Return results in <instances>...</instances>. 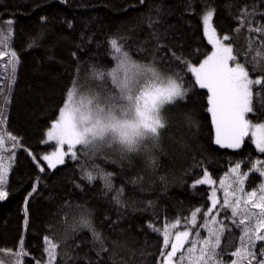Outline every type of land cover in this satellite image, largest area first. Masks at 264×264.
Segmentation results:
<instances>
[{
  "label": "trees",
  "instance_id": "trees-1",
  "mask_svg": "<svg viewBox=\"0 0 264 264\" xmlns=\"http://www.w3.org/2000/svg\"><path fill=\"white\" fill-rule=\"evenodd\" d=\"M246 7L256 14L248 16L241 27L239 17ZM208 9L214 10L216 32L220 37L230 36L226 43L232 44L250 77H264V58L256 56L257 50L264 53V35L249 31L264 23L260 15L264 0H0V26L12 21L7 53L15 51L20 60L7 111L0 118L4 138H0V149L12 144L10 136L19 142L12 149L5 185L9 194L0 201V264H13L14 258L18 264H46L45 236L59 245L54 264H157L163 229L177 219L183 228L192 210L208 206L209 186L194 184L205 170L217 180L237 162L247 170L257 159L264 161V153L249 138L239 149L214 143L207 90L198 86L186 100L163 109L166 127L154 149L151 168L141 164V157L111 162L79 153L77 160L67 157L55 169L40 160L53 147L41 142L43 134L57 118L74 81L114 66L112 38L133 60L154 64L167 75L183 68L186 86L194 84V77L175 56L198 64L209 54L211 46L202 26V13ZM150 19L158 21L154 27L159 40L152 36ZM41 32L44 38L39 46L29 48L30 38ZM8 60L7 54L0 57V76ZM262 103L264 98H254L255 113L249 114L253 121L264 123ZM94 167L113 173L111 190L99 177L91 183L82 178L84 171H94ZM262 182L264 177L250 172L246 188H257ZM117 196L122 204L115 202ZM68 203L74 206L70 211L65 210ZM79 205L91 210L101 240L80 226L75 207ZM21 241L27 256L20 255ZM262 245L258 241L255 250Z\"/></svg>",
  "mask_w": 264,
  "mask_h": 264
},
{
  "label": "snow or ice",
  "instance_id": "snow-or-ice-1",
  "mask_svg": "<svg viewBox=\"0 0 264 264\" xmlns=\"http://www.w3.org/2000/svg\"><path fill=\"white\" fill-rule=\"evenodd\" d=\"M60 2L66 3L67 0H60ZM143 2L144 0H141V3ZM157 13H159V9H157ZM255 14V10L249 12L247 7L243 9L239 17L240 26L243 27L244 20L248 16ZM213 15L214 10H208L202 16L204 34L213 46L211 54L207 55L199 66H194L190 60L185 59L183 56H175V59L180 60L186 67L187 72L194 77V84L190 86H186L184 76L181 75V72L184 71L183 68L168 75L166 82L153 72L152 76L155 82L145 86L138 94L133 96L132 86L139 77L151 72L152 69L144 63L134 62L128 52L124 50V47L121 46V43H118L117 38L110 39L109 44L116 53L117 66L110 72L96 70L93 73L96 80L100 82L96 84L98 95L95 97L88 98L81 95L76 86L78 82L74 81L73 88L67 92V98L63 105L59 107L57 118L51 122V126L46 132V141H42H55L57 145L54 152L41 156V159L47 162L48 167L55 169L57 165L65 164V157L69 155L72 160H77L78 146L85 149L86 146L91 145L93 152H86V154L96 155L95 149L100 147V144L96 141H102L103 139L102 129L99 127L100 122L95 119L99 110L98 105L127 102L134 108L136 126L150 131L159 141L161 130L166 127V118L163 115L165 106L172 105L177 100H186L189 93L197 86L199 89L207 90V111L211 114L215 129L214 143L224 149H239L244 143L245 137L250 135L256 150L259 153H264V123H253L247 118L248 114L255 113L254 98H264V77L250 78V73L245 64L239 62L238 54L234 53L232 44L225 43L230 41L229 35L217 38L216 29L211 23ZM260 15L264 16V13H260ZM41 19L45 20L46 17ZM157 22L150 19L149 27L153 28V38L159 40V32L154 27ZM8 23L12 24V21ZM249 24L251 25V21H249ZM68 26L71 27V23ZM236 31H240V28H237ZM249 31L264 35V23L254 28L249 27ZM0 33H2V26H0ZM10 37L11 30H9L8 37L0 40V45L10 47ZM43 38V32L30 38L28 47L39 46L38 41ZM249 50H251V46ZM4 55L5 52L0 51V57ZM7 55L9 56L8 66L12 72L11 83L14 84L20 60L15 51H9ZM75 55L73 53V56ZM256 56L264 58V53L257 50ZM230 62H234L235 66H230ZM107 78H110V87ZM254 86L257 87L254 88ZM115 90H118L120 94L117 95ZM9 92H11V86ZM262 109H264V103H262ZM0 118H2V109H0ZM9 139L14 142L13 147L19 146L15 136H10ZM64 145H67V152L63 151ZM29 155H32V153L29 152ZM4 160L5 157L0 153V201L5 200L9 194L5 185L8 182L11 161L6 167ZM240 169L241 163L237 162L234 167L228 170L235 179L227 187H224V180L220 181L221 187L224 188L222 207L231 208L232 223L237 227H241L242 230L241 245L231 252V256L234 257L231 264H264V245L260 247L259 251L255 250L258 241L264 242V182L259 185L257 190L245 191V181L249 177V172H241ZM39 170L43 172L44 168L40 167ZM250 172L259 173L261 177H264V161L257 159L252 164ZM112 176L113 173L104 172L99 167H94V171H84L82 178L91 183L99 177L104 181L105 187L111 190ZM214 183L215 181L207 170L203 172L201 179L195 181V185H213ZM230 188L233 190L229 191ZM32 191H36L35 185ZM237 193H240V195H237ZM31 195L32 193H29V196ZM229 197H234V203ZM210 199L212 202L211 207L203 213L209 219L202 225V227L207 228L208 236L201 238L199 232H196L197 239L191 240L192 233L189 230H183L176 231L174 238H172L169 228L176 229L181 224V220L177 219L176 223L166 226L163 230V247L157 258V264H185V261L188 264H227L223 260L219 249L222 235L226 230H229L228 226L224 221L218 220L217 215H210L214 210H218L219 201L216 198L215 188H213ZM115 202L117 204L123 203L118 196L115 198ZM25 203L27 204V198ZM73 207L71 203H68L65 210L70 211ZM75 207L79 212L80 226L91 230L96 240H101V233L93 227L91 210L84 205ZM200 212L199 207L192 211L191 224L193 226L196 225L197 214ZM237 217H240L238 221ZM27 222V208L25 207V224ZM217 224H219V227L215 226ZM153 231L159 233L160 229L153 227ZM44 242L45 252L48 256L46 264H54L57 259L59 245L48 236L44 237ZM187 244H190V246L185 248ZM169 246L171 250L166 251ZM20 255H28L24 251L23 241L20 242ZM38 264H43V262H38Z\"/></svg>",
  "mask_w": 264,
  "mask_h": 264
},
{
  "label": "rangeland",
  "instance_id": "rangeland-1",
  "mask_svg": "<svg viewBox=\"0 0 264 264\" xmlns=\"http://www.w3.org/2000/svg\"><path fill=\"white\" fill-rule=\"evenodd\" d=\"M208 10H211V9H208ZM208 10H204L203 13H202V16ZM9 21H10V19L6 20L4 22V24L2 25V33H0V40H2V39H4V38H6V37L9 36V30H11V32H12L11 24L8 23ZM211 23L213 25V21ZM202 26H203V22H202ZM203 31H204V27H203ZM217 38H222V37H220L219 34L217 33ZM206 39L208 41V38L207 37H206ZM208 43H209V41H208ZM210 46H211V50H210L209 54H211V52L213 51L212 44H210ZM0 47H1V51H3L4 49H6L5 50V54H7V51L8 50H10V48L4 47L2 45H0ZM112 55L114 57V66L110 70H108L107 72L112 71L117 66V60L115 58L116 57V53L114 52L113 49H112ZM205 58L206 57H204L200 62H202ZM6 60H7V58H6ZM200 62L198 64H193V65L194 66H199ZM230 66H233L234 67L235 66L234 62H230ZM4 68H5V70H4L5 71V74L3 73L0 76V109H2V116L7 111V105H8L9 94H10L9 88H10V86H12V83H11V79H12L11 78L12 77L11 68L8 65H5ZM94 72H95V70L94 71H91V72H88V73H85L84 75H82V77H80L79 80H75L76 82H78V84L76 86H77V90L80 93H82L83 90L86 89V88H88V87H93L94 86L96 88V84L100 83L99 81L96 80L95 76L93 75ZM165 75L168 76L167 74H165ZM89 76H91V78H92L91 80L88 79ZM250 78L255 79L257 77H250ZM107 80H108V86L110 87L111 86V84H110V78H107ZM73 86H74V83L72 84V86L70 87L69 90H71L73 88ZM66 98H67V96H66ZM247 118L250 121H252L253 123H261V122L253 121L249 117V114L247 115ZM211 119H212V117H211ZM0 121H2V120H0ZM50 126L45 130L41 142L42 141H46V132L50 128ZM213 128H214V126H213ZM1 136H2V134H0V138H1L2 141H4V138L1 137ZM245 138H249L251 140V142H252V139H251V136L250 135L248 137H245ZM214 140H215V129H214ZM13 143L14 142H12V144H10L8 146L7 145H4V147L0 149V153H2L3 156L5 157L4 164H5L6 167L8 166L9 161H11L12 158H13V156H14V152H12V149H14ZM42 143L43 144L50 143V144L53 145V147L50 150L42 153L41 156L44 155V154H51L57 148V145H56L55 141H48V142H42ZM63 151L67 152V145H64L63 146ZM77 152H78V155H79V153H81L82 155H85V156L100 157L101 159H103L105 161H111V162L112 161L114 162L115 160L121 159V158L116 157V156H113L111 154H105V155H99V154L91 155V154H86L85 149L80 148L79 146L77 147ZM9 153H12V154H9ZM41 156H40L41 162H43L46 166H48L47 165V162H45L44 160L41 159ZM67 157H70V155L69 156H66L65 158H67ZM138 158H140V157L139 156H133L130 160H137ZM141 164L144 165V161H141ZM234 166L235 165L230 166L229 169L232 168V167H234ZM99 167L101 168L100 165H99ZM228 170L219 179L216 180V179L212 178L215 181V183L213 185L204 184V185L209 186L208 206H206V207H199L201 209V212L197 214V223H196V225L193 226L191 224V213H192L191 212L190 215L188 216V219H187V221H186V223H185V225H184L183 228H179V227L182 226V223H181L180 225H178V227L176 229L169 228V231L172 233V238H174V234H175L176 231H183V230H189L190 233H192L191 234V237H190L191 240L197 239V236L195 235L196 232H199V236L201 238H206L208 236V230H207V228L202 227V225H204L209 218H206L203 215V213L204 212H207V209L209 207H211L212 202H211L210 197L212 196L213 188H215V190H216V198L219 201V204L217 206V209L218 210H214L213 213L210 214V215H217L218 220L224 221V223L228 226V229L229 230H226L224 232V234L222 235V238H221V246H220L219 251L222 253L223 260L226 261L227 264H231L232 259H234V257L231 256V252L235 251V249L237 247H240V245H241L240 237L242 235V230H241V227H237L235 224L232 223L231 208H224V207H222L223 201H224V188L221 187L220 181L221 180H224L225 181L224 187H227L228 184L235 179V177L232 176L229 173ZM240 171L241 172H249L250 173V169H247V170L240 169ZM202 177H203V175L199 179H201ZM194 184H195V182H194ZM258 187L257 188L247 189L246 188V181H245V191L250 192V191H253V190H257ZM232 190L233 189H231V188L229 189V191H232ZM237 195H240V193H237ZM229 199L234 203V197H229ZM194 210H192V211H194ZM239 218L240 217H237L236 218L237 221H238ZM174 223H176V221L173 222L172 224H174ZM253 223H254V221H253ZM215 226L216 227H219V224H217ZM189 246H190V244H187L185 246V248H187ZM170 250L171 249H170V246H169V248L166 249V251H170ZM13 264H18V260L16 258H14ZM185 264H188V262L185 261Z\"/></svg>",
  "mask_w": 264,
  "mask_h": 264
},
{
  "label": "clouds",
  "instance_id": "clouds-1",
  "mask_svg": "<svg viewBox=\"0 0 264 264\" xmlns=\"http://www.w3.org/2000/svg\"><path fill=\"white\" fill-rule=\"evenodd\" d=\"M134 61V60H133ZM136 63H143L134 61ZM152 71L139 77L132 86V95L138 94L145 86L154 83L152 73L158 74L161 80H167V76L162 73L154 64L144 63ZM91 80V76L88 77ZM119 95V91L115 90ZM81 95L92 98L98 95L97 89L88 87ZM127 95V93H125ZM95 119L98 120L102 129V141H96L100 147L95 149V154L113 156L130 160L133 156L143 159L146 168H151L154 161V149L158 147L159 141L150 131L136 126L134 108L127 102L114 104H100ZM86 152H93L91 145L85 147Z\"/></svg>",
  "mask_w": 264,
  "mask_h": 264
}]
</instances>
